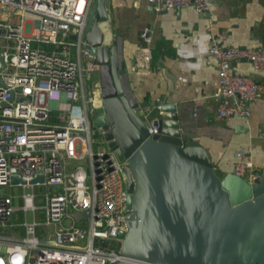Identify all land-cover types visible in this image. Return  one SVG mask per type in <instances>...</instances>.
Wrapping results in <instances>:
<instances>
[{"label": "built area", "instance_id": "1", "mask_svg": "<svg viewBox=\"0 0 264 264\" xmlns=\"http://www.w3.org/2000/svg\"><path fill=\"white\" fill-rule=\"evenodd\" d=\"M94 2L0 0V264H149L126 257L116 243L129 229L128 158L121 160L106 138L108 149L94 146L88 104L97 109L102 96L100 79L93 77L99 64L85 47ZM150 2L159 12L192 5L209 13L213 5V0ZM141 36L134 69L152 64L149 29ZM207 38L218 74L210 94L217 116L246 119L263 85L233 70V63L246 60L263 70L264 46L227 44L224 33L214 35L210 28ZM85 77L91 79L89 89ZM164 103L154 104V119ZM154 119L151 135L159 132ZM97 127L104 135L107 129ZM249 154L250 148L237 150L232 171L252 182L259 171ZM30 211L33 220L27 219ZM21 212L25 219L17 222ZM75 212L85 216L77 219Z\"/></svg>", "mask_w": 264, "mask_h": 264}, {"label": "water", "instance_id": "2", "mask_svg": "<svg viewBox=\"0 0 264 264\" xmlns=\"http://www.w3.org/2000/svg\"><path fill=\"white\" fill-rule=\"evenodd\" d=\"M85 47L99 64L102 101L94 123L107 129L118 157L128 158L131 212L129 229L116 240L121 253L149 264H264V166L252 182L233 171L219 174L203 144L183 140L178 104L170 99L153 120L159 132L150 134L151 120L123 81L120 39L106 0H95L90 10Z\"/></svg>", "mask_w": 264, "mask_h": 264}, {"label": "crops", "instance_id": "3", "mask_svg": "<svg viewBox=\"0 0 264 264\" xmlns=\"http://www.w3.org/2000/svg\"><path fill=\"white\" fill-rule=\"evenodd\" d=\"M106 1L120 39L123 81L140 101L143 116L156 117L158 100L175 101L183 140L203 144L219 174L233 170L235 152L241 148H250L254 168L260 172L264 166V69L255 71L246 60L233 63V70L260 81L263 94L251 105L248 118L218 117L217 102L210 96L218 74L208 54L207 34L210 28L214 35L224 33L227 44L264 46V0H213L209 13H200L192 5L159 12L150 0ZM147 28L153 63L134 69L141 33Z\"/></svg>", "mask_w": 264, "mask_h": 264}, {"label": "rangeland", "instance_id": "4", "mask_svg": "<svg viewBox=\"0 0 264 264\" xmlns=\"http://www.w3.org/2000/svg\"><path fill=\"white\" fill-rule=\"evenodd\" d=\"M93 77H97L99 78L98 76V73L95 72L94 76ZM85 80H86V85H87V88L89 89L90 88V83H91V79H88L85 77ZM79 104L82 106V108L84 109L85 106H84V103H83V100L81 99ZM88 108H89V117H90V120H91V124H92V132H93V138H94V146H95V149H98L99 146L101 145L102 147H105V148H109L108 145H107V142L105 140V137L103 135V133H101L99 130H98V127L97 125H95L94 123V119L96 117V115L98 114V111L96 108L93 107V104L92 103H89L88 104ZM58 112L57 111H53V115H57ZM143 115V114H142ZM17 204H20V202H18ZM33 213L30 211L27 213V219L29 220H33ZM38 218H41L40 216H38ZM25 219L24 217V213L21 212L19 214H16L15 216V220L17 222H20V221H23ZM39 230H43L44 227L40 226L38 227ZM48 229L52 230V228L49 226Z\"/></svg>", "mask_w": 264, "mask_h": 264}, {"label": "trees", "instance_id": "5", "mask_svg": "<svg viewBox=\"0 0 264 264\" xmlns=\"http://www.w3.org/2000/svg\"><path fill=\"white\" fill-rule=\"evenodd\" d=\"M153 59H154V55H153V57H152V63H153Z\"/></svg>", "mask_w": 264, "mask_h": 264}]
</instances>
